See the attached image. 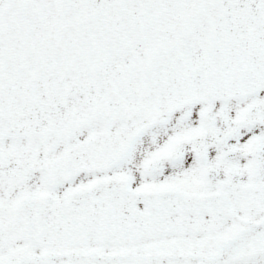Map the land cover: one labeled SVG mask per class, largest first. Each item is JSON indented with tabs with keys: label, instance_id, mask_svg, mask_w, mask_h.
<instances>
[{
	"label": "snow or ice",
	"instance_id": "1",
	"mask_svg": "<svg viewBox=\"0 0 264 264\" xmlns=\"http://www.w3.org/2000/svg\"><path fill=\"white\" fill-rule=\"evenodd\" d=\"M0 264H264V0H0Z\"/></svg>",
	"mask_w": 264,
	"mask_h": 264
}]
</instances>
